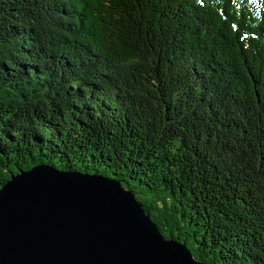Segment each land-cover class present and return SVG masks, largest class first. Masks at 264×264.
Instances as JSON below:
<instances>
[{
	"label": "trees",
	"instance_id": "1",
	"mask_svg": "<svg viewBox=\"0 0 264 264\" xmlns=\"http://www.w3.org/2000/svg\"><path fill=\"white\" fill-rule=\"evenodd\" d=\"M41 164L264 264V0H0V186Z\"/></svg>",
	"mask_w": 264,
	"mask_h": 264
},
{
	"label": "water",
	"instance_id": "2",
	"mask_svg": "<svg viewBox=\"0 0 264 264\" xmlns=\"http://www.w3.org/2000/svg\"><path fill=\"white\" fill-rule=\"evenodd\" d=\"M0 264L206 263L121 181L41 164L0 189Z\"/></svg>",
	"mask_w": 264,
	"mask_h": 264
},
{
	"label": "snow or ice",
	"instance_id": "3",
	"mask_svg": "<svg viewBox=\"0 0 264 264\" xmlns=\"http://www.w3.org/2000/svg\"><path fill=\"white\" fill-rule=\"evenodd\" d=\"M24 177H22L21 179H23ZM2 187V186H0ZM165 247H174L173 245H165Z\"/></svg>",
	"mask_w": 264,
	"mask_h": 264
}]
</instances>
